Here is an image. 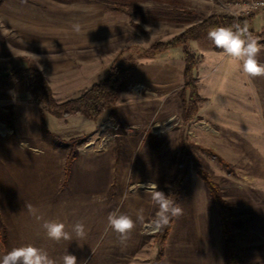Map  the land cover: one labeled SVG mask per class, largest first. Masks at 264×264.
I'll return each mask as SVG.
<instances>
[{"label": "rangeland", "instance_id": "374dc122", "mask_svg": "<svg viewBox=\"0 0 264 264\" xmlns=\"http://www.w3.org/2000/svg\"><path fill=\"white\" fill-rule=\"evenodd\" d=\"M233 1L227 8L214 0H0V71L33 65L61 101L79 95L113 65L129 69L116 101L94 121L82 114L52 115L29 100L22 83L0 92V264L12 249L29 244L47 251L57 264L68 253L78 264H154L164 228L153 232L149 227L157 206L138 185L157 184L173 200L177 171L186 175L189 170V180L190 173L198 175L197 164L219 189L214 166L235 175V167L205 138L194 136L198 110L202 105L206 118L227 94L246 93L254 100L256 89L264 93V76H246L242 62L215 49L208 32L188 40L197 58L189 84L199 100L196 114L186 120L182 97L189 90L181 45L142 55L152 43L171 40L212 14L248 15L237 10L239 0ZM254 15L246 24L258 30L264 13ZM74 24L80 25L79 33ZM257 59L264 64V49ZM201 147L220 156L231 172ZM117 209L134 221L143 210L144 222L137 221L123 242L108 226V215ZM47 221L64 223L72 239H49L42 227ZM77 222L85 225L84 239L72 232ZM231 237L233 243L232 231ZM236 254L237 264H264V258Z\"/></svg>", "mask_w": 264, "mask_h": 264}, {"label": "crops", "instance_id": "0c3cea01", "mask_svg": "<svg viewBox=\"0 0 264 264\" xmlns=\"http://www.w3.org/2000/svg\"><path fill=\"white\" fill-rule=\"evenodd\" d=\"M214 1L227 8L235 2ZM235 6L241 10L239 4ZM21 83L28 94L25 80L16 85ZM252 94L254 100L246 93H235L232 97L227 94L206 118L202 116L201 105L197 114L201 118L195 123L193 134L199 133L217 154L235 167V175L218 166H214L213 174L232 214L236 252L244 259L259 260L264 258V93L256 89ZM8 160L7 156L10 169ZM16 167L20 169L17 164ZM188 176L189 170L175 202L183 214L171 220L158 264H193V261L194 264H226L218 206L203 180L196 174L190 173L189 180Z\"/></svg>", "mask_w": 264, "mask_h": 264}, {"label": "trees", "instance_id": "16d2710c", "mask_svg": "<svg viewBox=\"0 0 264 264\" xmlns=\"http://www.w3.org/2000/svg\"><path fill=\"white\" fill-rule=\"evenodd\" d=\"M255 18L254 13L238 16L212 14L203 18L198 23L189 26L171 40L166 42H154L147 49L143 50L142 55L152 57L156 53L172 47L173 45H181L184 56L183 77L185 80V88H188L189 90L187 97H182L184 119L189 120L196 114L197 101L199 100L195 85L193 83L189 84L190 81L194 80L193 71L196 68L197 58L188 49L187 41L198 39L202 34L208 32L213 27L232 26L237 23L243 26L246 23H251ZM261 25V28L258 30L248 28L253 36L257 37L261 43H264V17ZM213 46L215 49L220 50L216 48L214 44ZM128 74L129 69L123 68L119 65H113L109 68L107 74L102 79L91 84L76 97L58 101L54 98L47 80L37 67L33 65H12L7 71H0V92L12 89L18 82L25 80L29 100L32 103L43 105V107L52 115L67 117L71 114H82L88 119L94 121L97 120L101 114L110 107L112 103H114V101H116L120 85L128 77ZM201 149L206 153L214 155L217 161L231 172L230 165L220 156L214 154L213 151L208 148L201 147ZM70 163L71 157L67 158L65 174L68 173ZM194 169L204 181L209 193L213 196L218 206L226 248V264H237L238 256L233 248L230 231V220L232 215L221 196L217 184H215L197 164H195ZM184 176L185 171H177L175 174L172 185L174 202L179 194ZM170 223L164 228L161 238L162 240L168 232ZM160 256L161 253L158 251L155 255L154 264H158Z\"/></svg>", "mask_w": 264, "mask_h": 264}, {"label": "clouds", "instance_id": "9594fccd", "mask_svg": "<svg viewBox=\"0 0 264 264\" xmlns=\"http://www.w3.org/2000/svg\"><path fill=\"white\" fill-rule=\"evenodd\" d=\"M253 7H264V0L259 4H254ZM73 29L79 33L80 25L74 24ZM150 30L151 28L146 26V31ZM207 36L215 47L221 49L225 55L242 62V71L246 76L249 78L264 76V64H261L257 59L261 50L264 49V43L253 36L247 24L216 26L208 31ZM138 187L144 188L157 206L156 214L149 224L153 232L162 230L169 225L173 218H178L183 214V209L170 198V195L158 190L157 184H139ZM27 207L30 212L35 214L36 209L32 205ZM107 219L108 226L118 234V238L122 242L130 238L137 221L144 222L142 209L137 213L135 221L129 215L120 213L118 209L111 212ZM42 227L51 240L59 242L72 239V233L65 230V224L62 222L47 221ZM72 232L78 239H84L87 235L83 222L75 223ZM2 264H57V262L44 249L29 244L12 249L3 256ZM62 264H78V259L75 255L68 253L62 257ZM79 264H87V261H80Z\"/></svg>", "mask_w": 264, "mask_h": 264}, {"label": "built area", "instance_id": "2783aa9c", "mask_svg": "<svg viewBox=\"0 0 264 264\" xmlns=\"http://www.w3.org/2000/svg\"><path fill=\"white\" fill-rule=\"evenodd\" d=\"M262 0H239L237 4H239L241 11L244 13H257L262 12L264 13V7H253L254 4L261 3Z\"/></svg>", "mask_w": 264, "mask_h": 264}]
</instances>
